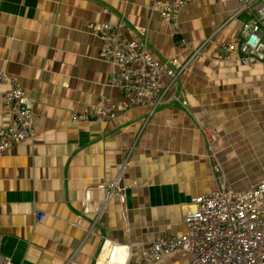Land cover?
<instances>
[{"label":"crops","instance_id":"crops-1","mask_svg":"<svg viewBox=\"0 0 264 264\" xmlns=\"http://www.w3.org/2000/svg\"><path fill=\"white\" fill-rule=\"evenodd\" d=\"M239 5L188 0L167 22L151 0H0V71L35 99L33 139L0 153L1 251L14 264H142L152 242L185 233L198 196L264 183V60L218 50L240 41L251 14L231 19ZM104 23L147 39L157 58L189 62L177 99L152 115L128 104L111 84L118 66L101 57ZM8 88L0 81V126L13 120ZM102 100L105 120L73 121ZM119 174L124 204L99 188Z\"/></svg>","mask_w":264,"mask_h":264},{"label":"built area","instance_id":"built-area-1","mask_svg":"<svg viewBox=\"0 0 264 264\" xmlns=\"http://www.w3.org/2000/svg\"><path fill=\"white\" fill-rule=\"evenodd\" d=\"M161 17L172 22L188 0H151ZM239 8L231 19L240 14H251L242 23L238 43H220L222 55L239 51L240 61L248 64L251 59L264 60V42L261 27L264 25V5L258 6L257 14L251 12L256 0H238ZM102 41L101 57L114 62L119 70L111 76V84L119 88L130 106H145L152 115L159 108L177 99L179 76L189 62L175 65L153 55L145 38L128 41L120 24L104 23L99 29ZM211 41L206 38L195 50ZM193 55V57H194ZM0 81L9 84L3 96V107L13 120L0 126V153L13 145L33 139V106L35 99L0 71ZM106 100L99 108H87L74 116L73 121H103L109 115ZM99 188L106 198L117 195L124 204L126 187L119 174ZM105 203L100 208L104 210ZM88 208L86 207V210ZM40 219L42 216L40 215ZM186 231L177 236L162 237L150 244L143 256L142 264H152L164 256L188 252L191 259L187 264H264V183L243 191H235L227 184L207 195L195 199V208L184 218ZM0 264H14L1 251Z\"/></svg>","mask_w":264,"mask_h":264},{"label":"bare ground","instance_id":"bare-ground-1","mask_svg":"<svg viewBox=\"0 0 264 264\" xmlns=\"http://www.w3.org/2000/svg\"><path fill=\"white\" fill-rule=\"evenodd\" d=\"M118 247H119V246L114 245V253H115V250H117Z\"/></svg>","mask_w":264,"mask_h":264}]
</instances>
